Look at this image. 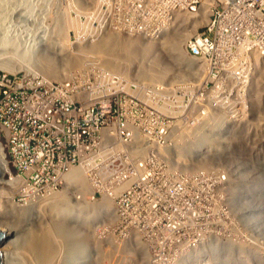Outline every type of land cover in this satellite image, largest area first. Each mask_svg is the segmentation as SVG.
Returning <instances> with one entry per match:
<instances>
[{
    "label": "built area",
    "instance_id": "2783aa9c",
    "mask_svg": "<svg viewBox=\"0 0 264 264\" xmlns=\"http://www.w3.org/2000/svg\"><path fill=\"white\" fill-rule=\"evenodd\" d=\"M104 6L110 7V13L100 35L106 29L147 40L159 38L176 13L194 15L202 23L186 51L201 67L197 78L153 84L92 66L74 70L61 81L39 83L26 74L0 72V148L13 168L4 179L28 178L29 185L37 187L38 198L62 188L60 175L70 167L89 166L93 199L120 196L119 220L128 239L131 233L139 235L124 226L129 210L139 209L129 203L130 196L141 191L153 207L167 199L169 208H174L189 191L191 197L225 191L238 176L232 165L224 163H214L216 169L210 173L183 167L180 164L189 161L176 162L172 153L182 146L183 139L176 141L177 136L197 135L195 130H208L212 121L223 120V129L206 132L219 136L228 132L226 121L248 118L249 104L257 101L256 75L264 70V0H106ZM81 21H86L85 16ZM188 181L192 184L185 189ZM228 205L191 201L184 217L186 208L178 210V219L169 221L174 230L182 231L180 235L146 239L154 264H210L204 255L208 245L236 237L224 234L225 223L218 221H206L207 228L186 232L205 212L228 210L235 217L241 215V209ZM232 226L244 232L249 247L261 249L259 257L264 260V225L256 229L247 218L246 224L243 219ZM249 264L260 263L251 258Z\"/></svg>",
    "mask_w": 264,
    "mask_h": 264
},
{
    "label": "rangeland",
    "instance_id": "374dc122",
    "mask_svg": "<svg viewBox=\"0 0 264 264\" xmlns=\"http://www.w3.org/2000/svg\"><path fill=\"white\" fill-rule=\"evenodd\" d=\"M73 2L74 5H72ZM104 2H106V0H0V24L3 31V34L0 35V63L2 61H5V59L8 61L9 58V61L13 60V64L20 61V58H22L21 60H23V48H25L29 43L36 40V38L38 37V35L37 37L34 36V31L39 32V34L41 35L48 29V27L58 29V23L61 25L62 33L57 34L56 40L58 42L55 45V50H57L59 54L61 52L60 49L62 48L61 44L62 42H64L63 40L67 39L66 41H68V38L71 37L72 44L76 45L77 42L78 44L81 42L78 41L79 39L76 35L77 33L79 35V33H87L91 29H94L99 34V29L101 28L99 21H101V19L107 18V14L110 13V7L106 8L104 6ZM84 16L86 18V21L82 22L81 20ZM90 16L95 20L94 24L88 23V18ZM191 18L192 17L187 13L179 12L178 14H176L175 19L172 21L165 35L162 36L157 42H154L155 48L158 50V54H160L161 57L160 68H165L167 75L166 78L162 81L146 80L147 83H161L166 81L176 83L181 81L180 77L183 76L182 74H187V76H185L186 78H182L183 80H185L188 79V71H197L198 68L195 69L196 66H194V61L190 59L188 54L184 51L187 43L185 44L186 46L183 45L188 34L192 35L196 30L195 25L197 22ZM200 23L201 22H199V24ZM70 24L73 28H70ZM185 24H188V27L184 32L183 26ZM105 31L106 30L104 29L103 35L99 34L97 38L91 36V40H86L83 46H81L86 53H88L89 51L90 53L88 54H91V56L95 53V56L97 58L95 57V59H92V65H104L105 67H108L107 65H110V62L113 58L111 51L107 49H104V51H102L101 53H97L101 40L105 36L110 37V33ZM68 33H70L69 37ZM74 34L76 35V37L72 38V35ZM111 34V36L118 37L121 40L127 39L124 36L120 37V35H113V33ZM24 37L25 39L29 38V40H25ZM88 38H90V36L87 37V39ZM93 38L94 40L96 39L95 42L92 41ZM142 42L143 45L149 43V41L143 40ZM40 43L42 42L40 41ZM14 44H17V47ZM75 45L72 46V48H75L73 50L74 53L78 54L82 52L79 50L80 48ZM170 47L175 48V50H170ZM11 48H15L17 50L13 51ZM38 49L39 50H36L33 53L35 57L36 55L39 56V54L42 55L49 53L51 56L50 60L52 64L53 62L59 63V61H57L59 59V55L55 54L54 52H49L48 50L46 51L45 43H43ZM177 49H179L180 51ZM144 62L146 63V61ZM148 62L150 63L151 61L149 60ZM119 63L135 64V61L124 58ZM88 65L91 64H75L71 66L73 68H76L83 66L87 67ZM135 65L137 68H139L140 62H136ZM71 66H69L68 69H71ZM0 70H3V68H0ZM40 71L42 72V70ZM69 71L70 70H68V72ZM24 72L26 71H23L21 73L23 74ZM68 72L64 73L63 70H61L56 74L55 77L63 76V74L66 75ZM259 81H261L262 83L264 82V75L259 78ZM259 88H262V90H264V85H261L260 83ZM260 89L255 98L256 100H258L253 102L254 104L252 105L249 104V107L251 109V112L248 113L249 119H234L235 123L226 121L224 128L228 132L223 133L219 136L216 135L218 139L213 138V135L208 134L205 135L202 140L200 139V141L196 142L195 145H193V143L189 145L190 147L186 145L188 147L186 149V152H191L190 156H192L191 158L188 157L189 155H185V158L189 160V162L187 163L189 167H193L194 169L202 171L197 166H200V163L198 161L203 162L202 159H204V157H210L212 163H224L225 165H232V170L238 176L234 177V179L231 180L230 186L225 191H223L222 189H220L218 192L214 190L213 194L203 196L193 195L191 197L189 191L187 194H185L184 197L176 200H181V203L174 205V208H169L170 201L167 199L160 201L158 207H153L150 200L146 198V195H143L141 191L140 195L138 196H130L129 203H135L136 205H139V209L129 210L125 220L126 224L124 226H126L130 230H137L139 232V235L137 233H131L128 239L123 236L124 227L122 223H120L117 207L120 196L114 197L111 200L109 199L108 204L109 202H113V208L104 207V209H101L98 208V206L94 205L95 207H97V212H95L93 218L88 217L87 214L89 209H92L94 206H91V204L88 205L87 202L89 201L98 204L99 201H102L103 198L100 195H96V199H93V195H90V187L88 184L89 182L86 180L85 176L80 177L78 180H70V185L68 186L70 189L68 187L66 188L65 186L59 188L58 190L56 189L55 193H60V196L58 197L65 198V203L68 204L69 202L70 205L66 206L60 204L59 202V207L56 206L55 208L53 204L52 207L51 205L47 206L46 204L42 213L38 210L37 207L31 205L33 202L30 204L31 207H29V205L25 206L29 199L33 201V197L31 195L15 194V200H12L10 199V196L11 192H13V189L15 188L7 186L3 188L4 186L2 185V188L0 187V192H5L7 196L3 195V204L0 208V214L2 216L0 215V218L5 219L2 220L5 222V225L7 227L6 231L11 232L10 236L13 240V243L11 244L12 247L9 250L11 252V256H13L10 264H87L88 261V263L90 264H154L152 254L148 249L149 244H147L146 239H162L165 237L170 238L175 235H180L182 231L174 230L172 228V221H169V219L172 218L173 221L178 219L177 214L181 212L177 211L182 208H186V210L181 214V217H184L186 215L185 213L188 212L187 204H190L191 201L208 203L212 206L217 204L225 206L229 204L235 205L236 207L238 205L240 207V205L244 206L246 203L248 205L252 204L248 210L241 209V215L239 217H235L228 210L205 212L204 217H202L196 225L191 226L190 230L188 231V233L186 232V234H192L197 230L207 228L208 224L206 221L223 222L225 223L224 234L228 236H234L236 238L235 240L225 242H211V244H209L207 247L208 253L212 254L214 252L213 255L217 254L220 257L221 252H224L227 245H230L229 247H233L231 251L232 256L230 255V257H228V260L224 259L226 262H228L230 260H234L235 257H237V260L240 259V254H248L249 252L253 251L248 245L249 242L245 241V239L242 237L245 236L244 232L240 233L239 231L234 229L232 223L237 222V220L244 219V224H246L247 218L250 223H252L251 221L255 218H264V92L261 90V93ZM222 123L223 120L214 121L210 130L217 131L216 127L220 126L218 124L222 125ZM234 126H236L235 129H233ZM213 128H215V130ZM192 140L193 138L191 139V141ZM215 141H217V143ZM186 143H188V141H181L180 144L183 145ZM210 144L212 145L211 149L209 148ZM215 145H217L218 148ZM220 145L222 146V148ZM213 146H215L218 151ZM193 149L194 152L192 151ZM215 150L218 152V154H216L217 152ZM219 150L220 152H222L220 153ZM180 165L184 167L186 163H182ZM216 166L217 165L214 164V167ZM208 168H211L210 164H208ZM244 168H248L251 171V174L253 176L252 178H247L243 174H240V172H243V170L240 169ZM10 171H13L12 167H9V172ZM202 172L206 173L204 171ZM159 173H161V171H159ZM6 174L7 173L2 174L3 178L6 177ZM14 177L16 176L12 175V178ZM200 183L201 185H205V177L200 181ZM191 184V181L185 183V189H188ZM83 186H86L87 188L83 189ZM251 186L253 188H250ZM251 189L255 192L250 193V191H252ZM73 195L77 197L83 196V199L74 200V198H72ZM25 196H28L29 198ZM42 198L43 197H41L40 199ZM35 199L39 200L38 197L34 198V201H36ZM252 206L254 207V209H252ZM154 208H157L159 210H155ZM246 212H249L247 213V217ZM87 217L89 218V220L84 222V218ZM47 228L50 229L51 234H53L54 240L52 238V242H54L55 244L58 242L55 246V249H57V251H59L60 253H58L59 257H54V259H51L52 261L50 262H48L46 258L41 255V253H38L40 252V248L38 247L40 242H37V237H35V235L37 234L39 235L40 233L46 232ZM166 231H168L167 235ZM83 238L88 240L89 242V259L84 253L85 251L80 253L81 249L79 247L81 246V244L83 245V243L80 244V242H84ZM238 241H240L245 246L243 247L238 244ZM34 243L37 244V247ZM43 244H45V241ZM218 246L219 248L217 249ZM229 247H227L226 249H228ZM242 248L244 250V253L241 252ZM230 249L228 250L230 251ZM247 254H245V257H248ZM213 257L215 256H211V258L208 257V261L211 263L213 262L212 264H220L216 262H220L222 260Z\"/></svg>",
    "mask_w": 264,
    "mask_h": 264
},
{
    "label": "bare ground",
    "instance_id": "6f19581e",
    "mask_svg": "<svg viewBox=\"0 0 264 264\" xmlns=\"http://www.w3.org/2000/svg\"><path fill=\"white\" fill-rule=\"evenodd\" d=\"M72 5H74V2H73V4ZM179 13V12H178ZM178 13H176V14H178ZM176 14H175V16H176ZM187 14H189V13H187ZM192 18L191 19H193V20H195L197 23H196V27H195V29L197 30L198 28H199V26H201V21L198 19H195V16L194 15H192V14H189ZM175 19V18H174ZM105 20H106V18L105 19H101V21H99V24H100V27H102L103 25H104V22H105ZM94 19L90 16L89 18H88V23H93L94 24ZM199 22H201L200 24H199ZM171 23L172 22H170V23H168V24H166L164 27H163V29H162V33L160 34V36H159V38H157V39H151V40H147V39H143V38H140L139 36H135V35H133V36H131V35H125V34H123V33H114V32H112V31H110V32H108V33H110V37L109 36H105L102 40H101V42L99 43V50L97 51V53H101L102 51H104V49H107V50H110L111 51V53H112V56H113V58H112V60H111V62H110V65H107L108 67H105L104 65H100V66H97L98 68H100V67H103L104 69L106 68V69H108L110 72H111V74H115V75H125L126 77H131V79H133V77L135 76H137L138 78H139V80H141V79H143V80H150V81H155V80H160V81H162V80H164L165 78H166V75H167V73H166V71H165V68H163V69H161L160 67H161V57H160V54H158V50L155 48V43L154 42H157L162 36H164L165 35V33L167 32V30L169 29V27H170V25H171ZM57 26H58V29H53V28H50V27H48V29L43 33V34H39V32H37V31H34V36H36L37 37V35H38V37L36 38V40H34L33 42H31V43H29L28 45H26V49L25 48H23L24 49V51L22 52V56H23V60H21L22 58H20V61H18V62H15V64H13V60L12 61H9V59H8V61L5 59V61H2L1 63H0V68H3V70H6V72H8V73H11V74H17V73H20V72H23V71H26V72H24V73H26V75L28 76V77H31L32 79H33V81L32 82H39V83H44V82H48V81H50V82H52V81H61V80H63V79H65L72 71H77V70H79V69H83V67H76V68H73L71 65H75V64H91V65H88L87 66V68L88 67H92V66H95V65H92L93 63H91V62H93V60L92 59H95V53H94V55H92L91 56V54H88V53H90L89 51H88V53H86L85 52V50L83 49V47H81V46H83V44L85 43V41L86 40H88L87 39V37H89L90 36V38H91V36L92 37H94V38H97L98 37V33L94 30H90L89 32H87V33H83V34H80L79 33V35H78V33L76 34L77 36H78V41H81L79 44H78V42H77V44L75 45V44H72V39H71V37L70 38H68V41H66V40H63L64 42H62V44H61V46H62V48L60 49L61 50V52H60V54L58 53V51L57 50H55V45L57 44V34H61L62 32H61V25L58 23L57 24ZM70 28H73L72 27V25L70 24ZM5 27V26H4ZM187 27H188V24H185L184 26H183V29H184V32L186 31V29H187ZM2 27H1V24H0V35H2L3 33V31H2V29H1ZM93 28V27H92ZM62 29H63V26H62ZM101 29V28H100ZM100 29H99V31H100ZM194 29V30H195ZM72 30V29H71ZM106 30V29H105ZM195 30V31H196ZM194 31V32H195ZM111 32L113 33V35H120V37H125V38H127L126 40H121L120 38H118V37H115V36H111L112 34H111ZM193 32V31H192ZM193 32V33H194ZM5 33V32H4ZM69 35H68V37L70 36V33H68ZM193 35V34H192ZM191 34H188V36L186 37V40L184 41V46H186L185 44L187 43V41L189 40V38L192 36ZM26 36V35H25ZM27 38V37H26ZM94 38H93V42H95V40H94ZM129 38V39H128ZM185 38V37H184ZM24 39H25V37H24ZM28 40H29V38H27ZM27 39H25V40H27ZM142 40L143 41H149V43L148 44H146V45H143L142 43ZM40 41L42 42V43H40ZM92 42V43H93ZM43 43H45V45H46V51L48 50L49 52H54L55 54H58L59 56H58V60L57 61H59V63H54L53 62V64H52V62H51V60H50V54L48 53V54H42V55H40L39 54V56H37L36 55V57L34 56V52L36 51V50H39L38 48H40L41 47V45L43 44ZM145 44V43H144ZM14 45H16V47H17V44H14ZM78 46L80 49V51H82V52H80V53H78V54H75L74 53V49L75 48H72V46ZM93 45V44H92ZM91 45V46H92ZM64 46H66V47H64ZM19 47V46H18ZM67 48V49H66ZM13 51H16L17 49H15V48H11ZM22 49V50H23ZM170 50H175V48H171L170 47ZM177 50H179V49H177ZM180 51V50H179ZM178 51V52H179ZM186 53H187V51H186V48H185V50H184ZM91 52H92V50H91ZM174 52H176V51H174ZM188 54V53H187ZM62 56V57H61ZM189 56V55H188ZM115 57V58H114ZM190 57V56H189ZM97 58V57H96ZM126 59V58H128V59H130V60H133V61H135V64H136V62H140V66H139V68H140V70H139V68H137L136 67V65L135 64H132V63H119V62H121V60H123V59ZM190 59H192L191 57H190ZM98 60V59H97ZM151 61L150 63L148 62V61ZM193 60V59H192ZM144 61H146V63L144 62ZM194 61V60H193ZM118 62V63H117ZM186 63V62H185ZM194 63H195V65L194 64H192V65H194V66H196V68L195 69H197V71H195V70H193V71H188V80H195L197 77V74H198V72H199V69L201 70V67H200V65L198 64V63H196L195 61H194ZM55 64V65H54ZM126 65V66H125ZM69 66H71L72 68L70 69H68V67ZM127 67V68H126ZM85 68V67H84ZM124 68V69H123ZM192 68V67H191ZM135 69H137V70H135ZM40 70H42V72L40 71ZM61 70H63V72L65 73V72H68V70H70L66 75H64L63 74V76H58V77H55L56 76V74L57 73H59ZM136 71V72H135ZM27 72H29V73H27ZM259 73L256 75V80H255V82H254V89L256 90V92H259V76L260 75H263L264 74V70H263V67H262V69L260 70V71H258ZM45 74V75H44ZM183 75V76H182ZM182 75H180V76H182V77H180L181 79V81L184 79V78H186L185 76H187V74L186 75H184V74H182ZM179 77V76H178ZM183 78V79H182ZM179 80V81H180ZM187 79H185V80H183L184 82L186 81ZM180 81V82H181ZM166 82H169V81H166ZM180 82H176V83H180ZM161 83H163L164 84V82H161ZM170 83V82H169ZM171 83H175V82H171ZM153 84H155V83H153ZM156 84H160V83H156ZM261 90H262V88L260 89V92H261ZM130 91V90H129ZM263 92H264V90H262ZM260 94V93H259ZM259 96V95H258ZM256 98V97H255ZM258 100V99H257ZM214 121H212L210 124H211V126L213 125L212 123H213ZM225 122V121H224ZM215 123H217V122H215ZM218 125H220V126H217V127H219V128H217L216 127V130H220V128L221 129H223V125H221V124H218ZM211 126H209L210 128H211ZM214 130H215V128H213ZM207 131H211L210 129H204L203 131H201V130H198V131H196L195 130V133L196 132H198L199 134H197V135H194V136H191V137H188V136H185V137H183V136H177L176 137V141H180L181 139H183V141H185V142H187L188 141V143H186V144H184V145H182L181 147H178L177 149H175V151H174V153H172V156H173V158L175 159L174 161H176V162H178V160H180V161H183V162H188L189 160H187V158H185V155H189L188 157H190V153L191 152H186V149L188 148L187 146H189L191 143H193V145H195L196 144V142H198V141H200V139L202 140V138L205 136V135H208L206 132ZM213 131V130H212ZM217 132V131H216ZM190 135H192V134H190ZM194 137H195V139H194ZM185 138H188L187 140L185 139ZM193 138V140L191 141V139ZM211 138V137H210ZM213 138H217L216 136L214 137V135H213ZM218 139V138H217ZM216 139V140H217ZM220 139V138H219ZM208 140H209V138H208ZM218 141V140H217ZM217 141H215L216 143H217ZM211 142V141H210ZM219 143V142H218ZM187 145V146H186ZM192 145V146H193ZM208 146V145H207ZM216 147H217V145H215ZM215 146H213L214 148H215ZM221 146V145H220ZM190 147V146H189ZM201 147V146H200ZM204 147V146H203ZM209 148L211 149L212 148V145L210 144L209 145ZM209 148H207V149H209ZM214 148H213V150H214ZM218 148V147H217ZM217 148H215V149H217ZM221 148H222V146H221ZM220 148V149H221ZM212 150V151H213ZM188 151V150H187ZM193 152H194V149L192 150ZM197 151V150H196ZM202 151V150H201ZM216 151V150H215ZM217 151H218V149H217ZM216 151V152H217ZM192 152V153H193ZM219 152H220V150H219ZM222 152V151H221ZM220 152V153H221ZM142 153V152H141ZM188 153V154H187ZM204 153V152H203ZM210 153V152H209ZM195 154V153H194ZM207 154H208V152H207ZM206 154V155H207ZM211 154V153H210ZM209 154V155H210ZM216 154H218V152L216 153ZM215 154V155H216ZM213 155H214V153H213ZM222 155V154H221ZM221 155H219V156H221ZM223 155H224V153H223ZM222 155V156H223ZM102 155L100 154V157H101ZM144 156V155H143ZM208 156V155H207ZM144 157H146V156H144ZM177 157V158H176ZM216 157V156H215ZM212 158H214V157H212ZM178 159V160H177ZM203 160V159H202ZM218 160H220V159H218ZM199 163H200V166L198 165V167H199V169H201L202 171H204V172H206V173H210L213 169H216L215 167H214V163H212L211 162V159H210V157L208 158L207 157V159H205V160H203V162L202 161H198ZM220 162V161H219ZM145 163V162H144ZM180 164V163H179ZM182 164V163H181ZM187 164V163H186ZM208 164H210V166H211V168H208ZM91 165H97V163H91ZM188 165V164H187ZM187 168V167H186ZM0 170L3 172V173H9V167H8V162H7V160H6V158H5V156H4V153H2V150H1V148H0ZM88 170H89V166H87L86 164H82V165H80V166H72V167H70V170H68L67 172H65V173H63V174H61L60 175V180H61V182H62V184H63V186L62 187H68L70 184H69V181L70 180H73V179H75V180H78L80 177H83V176H85V178H86V180L89 182L88 184H89V187H90V195H93V190H94V188H93V180H92V178L90 177V175L88 174ZM244 171V170H243ZM246 171H249L248 170V168H246ZM243 174H245L246 176H252V174H251V171L250 172H248V174H247V172H243ZM59 179L57 178V182H59ZM74 181V180H73ZM2 185L4 186L3 188H5V186H7V187H14L15 189H13L14 191L13 192H11V196H10V199H12V200H15V194H25V195H31L33 198V201L32 200H29L27 203H26V205L25 206H28L29 205V207H31V205H33L34 207H37L38 208V210L42 213L43 211H44V206H46V204H47V206H50L51 205V207L54 205V207L56 208V206H58L59 205V202H60V204H63V205H66V206H68V205H70V203L68 202V204H66L65 202V198H60V197H58V196H60L59 194L60 193H55V191H56V189H54V190H52V191H49V192H47L48 194L49 193H53V194H47L46 193V195L42 198V199H40V198H38L39 200H36V201H34V198H36V196H37V193H34L36 190H37V187L36 186H32V185H29V181H28V178H26V177H23V176H16V177H14V178H12V180H9V181H6V180H4V178H3V175H2V178L0 177V187L2 188ZM255 185V184H254ZM28 186H30V187H28ZM85 187V188H84ZM65 188V189H66ZM69 188V187H68ZM87 187L86 186H83V189H86ZM245 188V187H244ZM250 188H253L252 186L250 187ZM70 189V188H69ZM247 189H249V188H247ZM255 189V188H254ZM2 190V189H1ZM4 190V189H3ZM252 190V189H251ZM5 191V190H4ZM7 191V190H6ZM37 192V191H36ZM234 192H235V190H234ZM255 191L254 190H252V191H250V193H254ZM3 195H5V196H7V194L5 193V192H0V208H1V206H2V201H3ZM4 196V197H5ZM83 197V196H82ZM82 197H77V196H74L73 195V197L72 198H74V200L76 199V200H78V199H83ZM113 197V196H112ZM111 196H108V195H103L102 196V201H99V203L98 204H95V203H92V202H87L88 203V205L89 204H91V206H94V205H96V206H98V208H101V209H104V207L106 208V207H112L113 208V206L114 205H112V203L111 202H109V204H108V201H109V199L111 200V199H113ZM252 197V196H251ZM60 198V199H59ZM33 202V203H32ZM32 203V204H31ZM37 203V204H36ZM31 204V205H30ZM53 204V205H52ZM107 205V206H106ZM252 205V204H251ZM251 205H248L247 203L244 205V206H242V205H240V207L237 205V207L239 208V209H243V210H248L249 208H250V206ZM32 206V207H33ZM59 207V206H58ZM253 207V206H252ZM75 209V208H74ZM92 209H94V210H92ZM92 209H89V211H88V217H92L93 218V215L95 214V212H97V207H93ZM252 209H254V207L252 208ZM117 210V209H116ZM77 211V210H76ZM79 211V210H78ZM85 212V211H84ZM80 213V212H79ZM247 213H249V212H246V217H247ZM71 214V213H70ZM86 214V213H85ZM1 215V214H0ZM2 216V215H1ZM76 217V216H75ZM84 218V222L85 221H87V220H89V218ZM77 218V217H76ZM82 218V217H81ZM2 219H4V218H0V230H3V231H5V233L7 232L6 231V229H7V227H6V225H5V222L2 220ZM83 219V218H82ZM86 219V220H85ZM264 218H262V219H260L259 217L258 218H255L254 220H252L251 222H252V224L254 225V228L256 227V229L258 228H262V226L264 225L263 223H262V220H263ZM5 220V219H4ZM61 221V220H60ZM89 222V221H88ZM87 222V223H88ZM250 222V221H249ZM94 223V222H93ZM66 228V227H65ZM10 233L11 232H7L6 233V238H5V240L4 241H2V243L0 244V251H2L3 253H4V255H5V262H6V264H10V262L12 261V258H13V256H11V252L9 251L10 249H11V247H12V243H13V240H12V238H11V236H10ZM77 234H78V232H77ZM96 234V233H95ZM38 235V234H37ZM37 235H35V237H37V242L39 241L40 242V244L38 245V247L40 248V252H38V253H41V255L44 257V258H46V260L48 261V262H50V261H52L51 259H54V257L56 258L57 256H58V253H59V251H57V249H55L56 247V244L58 243L57 241V243L55 244L54 242H52V238H53V234H51V232H50V229H46V232H44V233H40L38 236ZM82 235V234H81ZM112 237V236H111ZM110 237V238H111ZM85 238V237H84ZM83 238V239H84ZM79 239V238H78ZM82 239V238H81ZM53 240H54V238H53ZM90 240H91V237H90ZM44 241H45V244H43L44 243ZM83 241V240H82ZM63 242V241H62ZM85 242V243H84ZM84 242H80V244L81 243H83V245L81 244V246L79 247L81 250V252L80 253H82L83 251H85L84 253L86 254V256H87V258H88V252H89V250H90V247H89V242H88V240H86V239H84ZM213 242V241H212ZM54 243V244H53ZM64 243V242H63ZM35 244V243H34ZM33 244V245H34ZM211 244V243H210ZM238 244H240L241 246H245L244 244H242L240 241H238ZM36 245V247H37V244H35ZM42 245V246H41ZM217 245V244H216ZM221 245V244H220ZM239 245V246H240ZM224 246H225V244H224ZM230 246V245H229ZM228 245H227V247H229ZM35 247V248H36ZM221 247V246H220ZM226 247V248H227ZM219 248V246L217 247V249ZM225 248V250H224V252H221V254H220V257H219V255H213L214 254V252L212 253V254H210V253H208V252H206V253H204V255H206V258H208V257H210L211 258V256H215V257H213V258H216V259H221L222 261H220V262H216V263H220V264H249L250 262H251V258L253 259V258H256L257 260H258V262L260 263V264H264V260L261 258V257H259L260 256V253H261V249H256V250H254L255 248H254V246H253V248H251L253 251H251V252H249L248 254L247 253H245V254H247V256L248 257H245V254H240V259H238L237 260V257H235L234 258V260H230V261H228V262H226L225 260H228V257H230V255L232 256V254H231V251H232V248L231 247H229L228 249H230V251L228 250V249H226ZM221 249V248H220ZM236 249V248H235ZM238 249H240V248H238ZM36 250V249H35ZM78 250V249H77ZM242 253H244V250H243V248H242V251H241ZM246 252V251H245ZM226 253H227V255H226ZM60 254V253H59ZM84 254V255H85ZM251 254H254L256 257H250V255ZM83 255V254H82ZM80 256H81V254H80ZM217 256V257H216ZM59 257V256H58ZM238 257V258H239ZM247 258V259H246ZM89 259V258H88ZM209 259V258H208ZM216 259H214V260H216ZM225 259V260H224ZM232 259V258H231ZM211 260V259H210ZM247 260V261H246ZM87 261V260H86ZM89 262V261H88ZM87 262V264H90V263H88ZM244 262V263H243ZM213 263V262H212ZM211 262H210V264H212ZM83 264V263H82Z\"/></svg>",
    "mask_w": 264,
    "mask_h": 264
},
{
    "label": "water",
    "instance_id": "95a60500",
    "mask_svg": "<svg viewBox=\"0 0 264 264\" xmlns=\"http://www.w3.org/2000/svg\"><path fill=\"white\" fill-rule=\"evenodd\" d=\"M2 174H3V172L0 170V177L2 176ZM6 233H5V231L0 230V244L2 243V241L5 240ZM0 264H6V262H5V255H4V253L2 251H0Z\"/></svg>",
    "mask_w": 264,
    "mask_h": 264
},
{
    "label": "clouds",
    "instance_id": "9594fccd",
    "mask_svg": "<svg viewBox=\"0 0 264 264\" xmlns=\"http://www.w3.org/2000/svg\"><path fill=\"white\" fill-rule=\"evenodd\" d=\"M0 72H5V73H8V72H6L5 70H0ZM9 74H11V73H9ZM24 75V74H26V73H17V74H13V75ZM2 150V149H1ZM2 153H4V155H5V158H6V160H7V158H8V163H9V157H8V155L6 154V152H2Z\"/></svg>",
    "mask_w": 264,
    "mask_h": 264
}]
</instances>
